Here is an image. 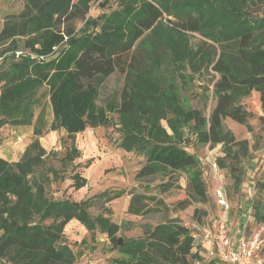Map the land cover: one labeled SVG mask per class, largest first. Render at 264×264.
<instances>
[{"label": "trees", "instance_id": "obj_1", "mask_svg": "<svg viewBox=\"0 0 264 264\" xmlns=\"http://www.w3.org/2000/svg\"><path fill=\"white\" fill-rule=\"evenodd\" d=\"M116 1L118 9L87 17L76 31L69 24L62 29V24L85 18L84 2L25 0L21 12L8 16L0 31L2 42L33 35L25 50L18 53L21 47L16 46L0 61V129L33 127V138L19 160L0 156V264H77L65 235L72 220L91 232V238L105 233L104 246L120 254L115 263L215 264L202 261L201 243L179 217L142 223V235L126 237L120 233L122 224L89 211L106 191L81 201L54 198L51 184L60 171L47 165V158L57 152L47 151L40 138L48 131L64 130L72 137L88 127L117 124L118 147L144 157L137 178L160 174L172 181L178 172L187 173V197L176 203L184 210L210 195L197 156L184 145V128L189 127L199 144L221 145L218 165L228 170L238 189L246 172L244 161L257 146L237 138L224 120L246 124L254 113L244 99L253 91L259 93L264 111V0ZM192 35L200 37L195 44ZM117 70L125 76L119 98L110 97L100 106L101 85ZM209 73L214 74L212 88L204 89L216 103L207 116L186 104L182 89ZM42 88L48 101L40 94ZM79 153L76 145L66 147L60 159L63 169ZM70 178L74 189L87 185L78 171ZM169 181L159 183L161 192L171 190ZM255 194L253 215L264 224V169ZM147 199L151 197L132 192L128 212L159 210L148 206ZM82 243L87 245L86 237Z\"/></svg>", "mask_w": 264, "mask_h": 264}, {"label": "rangeland", "instance_id": "obj_2", "mask_svg": "<svg viewBox=\"0 0 264 264\" xmlns=\"http://www.w3.org/2000/svg\"><path fill=\"white\" fill-rule=\"evenodd\" d=\"M86 7L88 13L85 18L75 19L69 23L62 24V29L66 25L76 31L84 24L87 17H97L104 12L118 9L116 0H80ZM25 0H0V31L8 18L13 14H18L24 8ZM33 35L19 37L12 40L0 41V61L6 55H11L17 47H21L18 53L25 50L24 44ZM200 37L192 35L191 43L198 42ZM214 74L209 73L205 78L199 79L194 86H184L186 104L189 107L201 109L209 116L212 108L215 106V99L211 96V91H206L204 87L212 88ZM125 83V76L120 70H117L111 76L104 80L100 88L98 104L104 106L110 97L119 98L121 89ZM1 94V90H0ZM40 94L44 95V100L48 101L46 89L42 88ZM246 107L254 114L249 118L246 124H240L231 118L224 120L226 128L230 129L239 139H249L251 144L257 146L252 151V157L244 161L245 176L241 186L236 189L233 180L227 169L218 165L217 159L222 155L221 145L211 146L210 144H199L196 133L189 127L184 128V145L194 153L203 171V178L209 184V200L206 202H197L190 207L180 210L176 207L177 201L187 197L185 187L187 185V173L178 172L172 181L168 177L160 174L137 178V173L144 164V157L135 152H127L118 147L120 133L117 124L110 127H88L86 130L69 137L64 130L48 131L40 138L42 146L47 151H56L55 156L47 158V165H53L60 171V178L54 180L51 184L50 194L54 198H71L76 201L94 197V195L106 191V195L101 198H95L89 211L92 215L104 213L113 221L122 224L120 231L126 237H138L143 234L142 223L155 225L173 217H179L183 223L192 228L196 237V243L207 244V235L214 233L217 229L220 216L223 211L217 204L215 190L222 181L227 187V197L230 202L229 223L230 231L240 228L241 214H247L253 205L256 197L252 190L256 179L264 169V111L261 107L259 93L253 91L252 94L244 99ZM36 116L40 112V107L36 108ZM47 115L52 118V110L47 103ZM113 120L116 123L117 116L114 114ZM169 133L168 123L165 121ZM21 138V140H20ZM33 138L32 127H15L5 125L0 129V156L10 161H17L21 157L27 145ZM76 145L79 149V156L63 169L61 157L64 155L66 147ZM217 163V171L213 166ZM78 171L87 179V185L80 189H74L71 186L73 173ZM169 181L171 190L161 192L159 183ZM134 193H143L151 199H147L148 206H153L159 210L152 211L146 215H132L128 212L130 199ZM121 193L119 196H117ZM113 197L111 200L109 198ZM93 198V199H94ZM163 201L162 204H159ZM195 209L199 212L196 213ZM246 216V215H245ZM199 218H202L199 220ZM247 222L245 217L243 218ZM133 224L132 226H130ZM261 231L264 244V224L248 220L245 233L250 234L253 231ZM67 242L77 253V264H119L113 262V258L120 257L117 252L109 251L106 246L107 236L105 233L97 232L95 238H91V232L77 220H72L65 228ZM233 236V235H232ZM86 237L87 245L81 244V240ZM205 243V245H204ZM205 249V248H204ZM215 264H226L223 261L216 260Z\"/></svg>", "mask_w": 264, "mask_h": 264}, {"label": "built area", "instance_id": "obj_3", "mask_svg": "<svg viewBox=\"0 0 264 264\" xmlns=\"http://www.w3.org/2000/svg\"><path fill=\"white\" fill-rule=\"evenodd\" d=\"M213 166L217 171V163H213ZM252 190L255 192V184ZM214 194L223 213L220 216L217 229L214 230L213 234L207 235V244L204 243L205 246L203 247V243H201L203 248L200 251L203 257L202 261L220 260L226 264H264V255L261 254L264 246L261 231L255 230L250 234L245 233L248 220L255 222L252 207L247 214H244L247 222L243 223L242 233L234 238L230 231V202L224 182L221 181L218 184Z\"/></svg>", "mask_w": 264, "mask_h": 264}, {"label": "crops", "instance_id": "obj_4", "mask_svg": "<svg viewBox=\"0 0 264 264\" xmlns=\"http://www.w3.org/2000/svg\"><path fill=\"white\" fill-rule=\"evenodd\" d=\"M17 127H20V128H23V127H27V126H17ZM32 127V126H31ZM54 131H56V130H54ZM32 132H33V127H32ZM1 157H3V156H1ZM5 158V157H4ZM241 217V222L242 223H244V217H242V214L240 215ZM244 216V215H243ZM243 226V225H242ZM242 226L240 227V228H238V229H235V228H233L234 230L232 231V235H233V237L235 238V237H237V236H239L241 233H242ZM107 236V235H106ZM107 240V242H108V238L106 239Z\"/></svg>", "mask_w": 264, "mask_h": 264}]
</instances>
